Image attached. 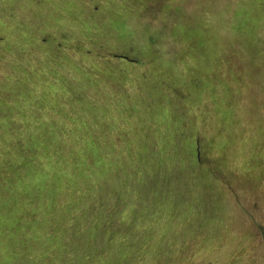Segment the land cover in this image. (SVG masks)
<instances>
[{
	"label": "rangeland",
	"instance_id": "1",
	"mask_svg": "<svg viewBox=\"0 0 264 264\" xmlns=\"http://www.w3.org/2000/svg\"><path fill=\"white\" fill-rule=\"evenodd\" d=\"M0 264H264V0H0Z\"/></svg>",
	"mask_w": 264,
	"mask_h": 264
}]
</instances>
